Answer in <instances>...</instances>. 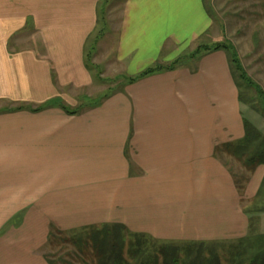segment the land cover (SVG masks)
Segmentation results:
<instances>
[{
	"label": "crops",
	"instance_id": "0c3cea01",
	"mask_svg": "<svg viewBox=\"0 0 264 264\" xmlns=\"http://www.w3.org/2000/svg\"><path fill=\"white\" fill-rule=\"evenodd\" d=\"M117 1L97 60L119 65L126 84L70 114L62 106L94 90L85 61L102 0H0V103L27 106H0V250L16 243L17 264H47L39 248L50 224L122 225L174 243L248 234L243 202L264 165L240 194L222 161L245 133L226 52L128 82L200 35L217 37L216 20L203 0Z\"/></svg>",
	"mask_w": 264,
	"mask_h": 264
},
{
	"label": "trees",
	"instance_id": "16d2710c",
	"mask_svg": "<svg viewBox=\"0 0 264 264\" xmlns=\"http://www.w3.org/2000/svg\"><path fill=\"white\" fill-rule=\"evenodd\" d=\"M100 10L98 13L100 15ZM101 16V15H100ZM96 37V36H95ZM94 37V38H95ZM224 50L228 56L229 65L233 73L234 81L235 75L237 74L242 80L248 82L260 96L261 111H264V92L253 83V81L247 77L244 72L238 56L229 42H214L212 45L198 44L196 47L190 51L186 56L178 58L167 65L154 64L145 68L135 77L129 78L128 82L134 81L136 79L145 77L149 74L173 69L177 65L181 64L186 59L196 58L204 53L213 50ZM86 65H88L87 61ZM239 90V85L236 82ZM83 99V98H81ZM80 99V100H81ZM102 99V98H100ZM99 99V100H100ZM93 104L83 105V101L79 103L76 107L70 108L67 106H62L67 113L75 114L82 111L88 106L97 104L98 101ZM239 100H241V95L239 91ZM27 106L20 104L16 106H10L3 109L8 110H19ZM43 106H36L30 108L32 111L40 110ZM1 110V109H0ZM244 137L237 142H233L229 145L231 159L222 160L224 165L228 167L230 172L234 177V182L238 192L243 193L246 183L250 178V174L254 171L257 165H264V135L255 127L247 124L244 120ZM238 163L241 168L247 171L246 174H241L240 177L236 178L233 167L230 165V161ZM264 202V176L260 183L259 189L255 197L251 200L253 205L252 211L259 210V204ZM244 207V206H243ZM244 212L247 213L248 210L244 207ZM262 211H264V205H261ZM254 224L249 218L248 234L235 240L231 246V250L228 254L229 263L228 264H264V236L254 229ZM74 231V230H73ZM80 233L73 232L70 236H67L65 231L59 230L55 225L50 224L49 232L47 236V243L50 246L61 245L60 243L66 242L71 243L76 250H80L83 254L90 252L88 257L92 258V264H221L220 258L216 254V245L222 242L212 241V242H161L151 237L143 234H134L126 230L122 225H110L103 224L100 226H89L80 228ZM125 233L134 236V239L129 242L128 245V257L124 255L125 246ZM60 242V243H59ZM228 242V241H225ZM233 242V241H232ZM155 243H161V252L150 251ZM65 244V243H63ZM175 244H180L183 255V259H179L178 246ZM206 250V253L205 250ZM76 253H78L76 251ZM158 254H162V258H159ZM208 254L209 256H206ZM76 257H80L76 254ZM94 260V261H93ZM46 261L48 264H54L48 256H46Z\"/></svg>",
	"mask_w": 264,
	"mask_h": 264
},
{
	"label": "rangeland",
	"instance_id": "374dc122",
	"mask_svg": "<svg viewBox=\"0 0 264 264\" xmlns=\"http://www.w3.org/2000/svg\"><path fill=\"white\" fill-rule=\"evenodd\" d=\"M204 6L212 17L216 20V24L213 26L212 33L216 34L217 37H209V35H200L196 39V45L207 44L212 45L214 42H229L239 59V62L254 84H256L264 92V0H203ZM121 7L120 2L117 0H102L100 2L98 10H100V24L103 27L101 33L98 30L95 35L92 36L93 41L88 49L86 56V61L88 63V68L91 74V79L93 82L94 90L88 91L89 95H82L81 99L83 105L93 104L105 94L111 92L113 89L122 88L126 84L127 76L123 74L122 68L116 65L114 61H98L97 58L101 57L99 53L100 42L99 38L102 39L103 33L108 27L109 18L107 13L113 9H119ZM105 29V30H104ZM103 34V35H102ZM96 36V38H94ZM101 41V40H100ZM196 47V46H195ZM194 49V48H193ZM192 49V50H193ZM191 50V51H192ZM190 51H184L174 60L186 56ZM169 64V63H168ZM167 65V64H163ZM235 80L239 85V91L241 95L242 112L247 124L252 125L258 129L264 135V111H261L260 96L257 92L248 85V82L242 80L238 75H235ZM81 100L77 103H81ZM64 102V100H62ZM4 104V105H3ZM64 104L70 106L68 103ZM76 105V106H77ZM2 108H7L6 103H0ZM72 106V105H71ZM75 106V107H76ZM231 167H233L236 178L240 177L241 174H246L247 171L240 167L238 163L233 160L230 161ZM248 175V174H246ZM259 210L252 211V203L250 201L243 202V206L248 210V217L254 224V229L264 236V211L261 209L259 204ZM264 210V209H263ZM56 226V225H55ZM65 231L67 236L71 233L76 232L80 229H75L74 231ZM125 248L124 255L128 257V245L129 242L134 239L128 233H125ZM60 243V242H59ZM65 243V244H63ZM234 241L222 242L216 245V254L220 258L221 264H228V254L231 250V246ZM1 244V242H0ZM4 244V243H3ZM2 244V245H3ZM16 245V243H14ZM12 245V248L14 247ZM40 253L46 261V256L54 262V264H92V258L88 257L90 252L85 251L83 254L80 250H76L71 243L62 242L61 245L50 246L46 241L40 243ZM161 243H155V246L149 249L150 251L161 252ZM177 245L179 252V259H183L182 248L180 244ZM11 244L3 250H0V254L3 257L0 258V264H17L21 261V258H17L15 253L16 248L12 249ZM30 248H27V250ZM205 250V248H204ZM76 251L78 253H76ZM206 253V250L205 252ZM76 254L80 257H76ZM159 258H162V254H158ZM206 256H209L206 254ZM18 259V261H17ZM94 261V260H93ZM47 263V261H46ZM48 264V263H47ZM160 264L161 260H160Z\"/></svg>",
	"mask_w": 264,
	"mask_h": 264
}]
</instances>
